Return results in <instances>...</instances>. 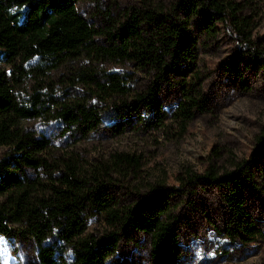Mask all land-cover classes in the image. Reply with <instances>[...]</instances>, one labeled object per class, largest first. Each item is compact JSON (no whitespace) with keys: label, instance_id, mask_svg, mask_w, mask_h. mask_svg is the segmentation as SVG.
<instances>
[{"label":"trees","instance_id":"1","mask_svg":"<svg viewBox=\"0 0 264 264\" xmlns=\"http://www.w3.org/2000/svg\"><path fill=\"white\" fill-rule=\"evenodd\" d=\"M137 2L122 11L102 0H0V235L35 242L36 259L25 264H104L142 235L148 264H180L176 200L205 186L223 206V238L264 244L261 148L231 169L210 164L178 176L181 188L153 186L130 203L110 189L138 179L137 159L92 162L77 152L81 141L159 130L167 119L185 131L205 100L200 52L220 34L234 51L220 68L243 91L249 66L264 72V47L235 1ZM167 92L177 97L172 110H162ZM91 216L101 233L87 234Z\"/></svg>","mask_w":264,"mask_h":264},{"label":"rangeland","instance_id":"2","mask_svg":"<svg viewBox=\"0 0 264 264\" xmlns=\"http://www.w3.org/2000/svg\"><path fill=\"white\" fill-rule=\"evenodd\" d=\"M102 1L115 4L122 11L139 4L138 0ZM174 1L153 0V4L169 6ZM233 1L243 7L252 25L253 39L264 47V0ZM192 30L189 27L188 31ZM218 30L225 32L222 27ZM233 52L232 44L223 34L210 48L200 52L197 70L204 80L205 100L185 131L173 119H167L159 130L143 133L125 130L118 137L79 142L77 152L87 161L106 160L110 154H124L139 161L138 179L114 182L111 194L130 203L139 200L136 196L148 194L153 186L181 188L176 181L178 176L204 174L210 164L231 169L260 148L264 153V141L259 142L264 136V72L249 66L248 81L243 82L248 88L243 91L239 81L220 68ZM166 96L162 110H172L177 97L173 92H167ZM146 115L151 117V113ZM176 202L179 207L173 213V223L179 234L180 264H264V244L241 246L220 235L217 228L224 209L212 186L194 189ZM10 227L17 232L22 230L21 225ZM104 228L98 216L88 219L87 234L101 233ZM22 237L0 235V264H25L36 259L35 242ZM149 251V241L142 235L137 237L136 244L121 242L104 264H148Z\"/></svg>","mask_w":264,"mask_h":264}]
</instances>
